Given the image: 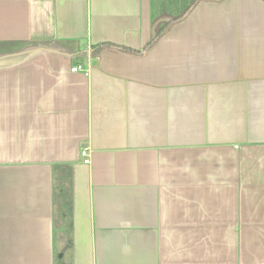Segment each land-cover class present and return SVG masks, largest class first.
<instances>
[{"label": "crops", "instance_id": "crops-1", "mask_svg": "<svg viewBox=\"0 0 264 264\" xmlns=\"http://www.w3.org/2000/svg\"><path fill=\"white\" fill-rule=\"evenodd\" d=\"M65 232L70 264H264V0H0V264Z\"/></svg>", "mask_w": 264, "mask_h": 264}, {"label": "trees", "instance_id": "trees-1", "mask_svg": "<svg viewBox=\"0 0 264 264\" xmlns=\"http://www.w3.org/2000/svg\"><path fill=\"white\" fill-rule=\"evenodd\" d=\"M186 11V10H185ZM183 15V12L181 14H179L178 16L175 17L176 19L181 18ZM161 34V31L157 34V37ZM102 46H99V48ZM96 50H98V48H95ZM94 49V50H95ZM58 182H56V191H57V195L55 192V199L57 197L58 202L56 203V207H55V223H57L58 219H67L68 218V209H67V205H68V201L65 197V195H63V193L65 192V188L64 186L62 187L61 185L58 186ZM66 194V193H65ZM55 241H57L58 243L56 244L57 249L55 247V250H57V252L53 255V264H70V260H71V238H70V234L69 232H65L62 238L59 239H55Z\"/></svg>", "mask_w": 264, "mask_h": 264}, {"label": "built area", "instance_id": "built-area-1", "mask_svg": "<svg viewBox=\"0 0 264 264\" xmlns=\"http://www.w3.org/2000/svg\"><path fill=\"white\" fill-rule=\"evenodd\" d=\"M71 71L72 72H76V71H81V72H84L85 74L88 73V68L85 67L84 65L82 64H79V65H76V66H73L71 68ZM80 154L82 156V161L87 164L90 162V149L88 146H82L81 147V150H80Z\"/></svg>", "mask_w": 264, "mask_h": 264}]
</instances>
